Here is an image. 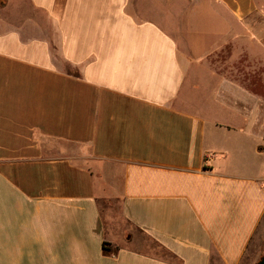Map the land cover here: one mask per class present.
I'll return each mask as SVG.
<instances>
[{"label":"crops","instance_id":"obj_1","mask_svg":"<svg viewBox=\"0 0 264 264\" xmlns=\"http://www.w3.org/2000/svg\"><path fill=\"white\" fill-rule=\"evenodd\" d=\"M263 237L264 0H0V264Z\"/></svg>","mask_w":264,"mask_h":264},{"label":"rangeland","instance_id":"obj_2","mask_svg":"<svg viewBox=\"0 0 264 264\" xmlns=\"http://www.w3.org/2000/svg\"><path fill=\"white\" fill-rule=\"evenodd\" d=\"M256 242H257V240H255V243ZM263 255H264V237L259 242V251L257 248V251H255V253H253V255H250L247 258L248 259L247 264H256Z\"/></svg>","mask_w":264,"mask_h":264},{"label":"water","instance_id":"obj_3","mask_svg":"<svg viewBox=\"0 0 264 264\" xmlns=\"http://www.w3.org/2000/svg\"><path fill=\"white\" fill-rule=\"evenodd\" d=\"M256 264H264V255L259 259Z\"/></svg>","mask_w":264,"mask_h":264}]
</instances>
